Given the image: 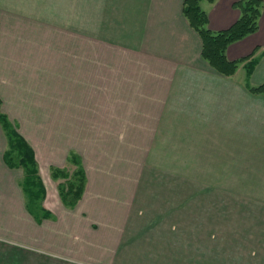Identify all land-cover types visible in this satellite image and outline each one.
Wrapping results in <instances>:
<instances>
[{"label": "crops", "instance_id": "0c3cea01", "mask_svg": "<svg viewBox=\"0 0 264 264\" xmlns=\"http://www.w3.org/2000/svg\"><path fill=\"white\" fill-rule=\"evenodd\" d=\"M235 1L200 2L211 31L237 20ZM262 2L257 30L225 52L257 57L251 85ZM182 4L0 0V109L34 151L50 213L27 211L0 127V264H264V212L240 208L264 206V94L244 61L224 75L202 57ZM70 151L86 179L73 208L49 183ZM225 215L248 223L224 228Z\"/></svg>", "mask_w": 264, "mask_h": 264}, {"label": "trees", "instance_id": "16d2710c", "mask_svg": "<svg viewBox=\"0 0 264 264\" xmlns=\"http://www.w3.org/2000/svg\"><path fill=\"white\" fill-rule=\"evenodd\" d=\"M202 0H183L182 12L189 25L197 31L201 39L202 57L217 71L224 75L235 72L239 63L244 61L245 80L247 88L254 93L264 94V81L251 85L248 81L257 57L243 58L230 61L226 57L227 46L258 28V21L262 9V0H237L233 6L238 9L237 20L228 28L211 31L207 26V13L201 8ZM213 2L215 0H206ZM1 104V101H0ZM0 127L6 139L3 160L10 168L21 170L18 184L25 198L27 211L37 220L50 217V213L42 205L45 187L38 171L33 149L9 122L7 116L0 109ZM69 167H52L50 177L56 182V188L61 203L73 208L80 199L85 187V174L80 157L70 151L66 157ZM72 165V167H71Z\"/></svg>", "mask_w": 264, "mask_h": 264}, {"label": "rangeland", "instance_id": "374dc122", "mask_svg": "<svg viewBox=\"0 0 264 264\" xmlns=\"http://www.w3.org/2000/svg\"><path fill=\"white\" fill-rule=\"evenodd\" d=\"M19 171H20V169H19ZM147 174L148 173H145V176ZM148 175H147L148 177L146 176L147 178H149V179H155V176L154 175H152V174H148ZM157 179H162L163 180L162 174H159V177ZM47 181H48V178H47ZM49 183H50V185L52 187H56V182H53V181H50L49 180ZM209 191H213V190H209ZM208 196H211V194H209V192H208ZM193 208H195V206H193ZM197 208H198V206H197ZM223 208H224V212L225 213H229L230 214V213L233 212L232 207L230 205H225V206H223ZM240 208L243 211H245V212H264V206H262V205H249V206L248 205H245V206H240ZM214 209H215V206L214 205H209L208 206V218H209V221L207 223H208V228L209 229L213 228V221H212L213 219L212 218L213 217L215 218V216H214V212H215ZM211 216H213V217H211ZM227 216L228 215H225V217H224V220H225L224 221V228H237V227L240 228V227H244L243 225H245V224L248 223L247 221H235V222H232L230 220H227L228 219Z\"/></svg>", "mask_w": 264, "mask_h": 264}]
</instances>
